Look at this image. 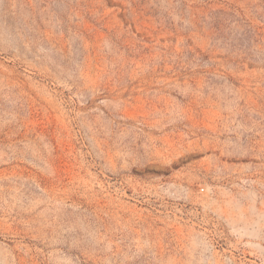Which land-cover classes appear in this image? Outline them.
Segmentation results:
<instances>
[{"label": "rangeland", "instance_id": "obj_1", "mask_svg": "<svg viewBox=\"0 0 264 264\" xmlns=\"http://www.w3.org/2000/svg\"><path fill=\"white\" fill-rule=\"evenodd\" d=\"M0 264H264V0H0Z\"/></svg>", "mask_w": 264, "mask_h": 264}]
</instances>
